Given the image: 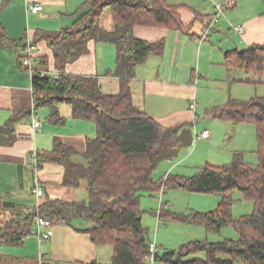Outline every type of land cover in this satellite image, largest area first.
Wrapping results in <instances>:
<instances>
[{"label": "trees", "instance_id": "1", "mask_svg": "<svg viewBox=\"0 0 264 264\" xmlns=\"http://www.w3.org/2000/svg\"><path fill=\"white\" fill-rule=\"evenodd\" d=\"M83 12L69 29L55 35L40 36L51 50L56 78L34 73L31 79L35 110L49 109V121L63 122L58 106L66 103L74 120L90 122L95 137L86 140L82 154L85 164L72 158L76 151L53 141L49 157L37 155L38 170L44 162L63 167L62 187L78 189L84 186L85 198L68 204L47 199L38 206V213L52 224L72 226L82 221V230L92 244L112 250L110 264H146L145 256L151 240L141 225L140 200L143 194L153 195L166 188L190 194L218 195L214 211L176 215L160 211V220L200 226L207 233L220 232L231 226L237 240L218 244L191 242L177 251L157 249V264H264V95L249 101L229 99L220 107L208 110L211 120L233 125H251L256 134L258 163L250 166L241 154H234L228 165H206L192 177L168 176L155 181L153 173L164 162H172L193 143V124L161 127L131 101L129 82L136 69L152 56H160L163 43H145L133 36L135 27H159L182 31L177 8L165 0H86ZM109 10L113 30L100 27L102 13ZM38 39V40H37ZM90 41L111 44L116 50L113 76L120 81L117 95H104L94 77L72 76L65 72L67 65L87 54ZM0 44H13L0 27ZM46 66V60H41ZM225 67L230 82L262 87L264 90V46H251L241 52L225 54ZM234 73L241 76L234 77ZM233 74V75H232ZM10 119L0 127V145L9 146L14 140V125ZM240 192L254 206L250 216L233 219L232 193ZM8 207L0 199V247L20 243L31 233L33 216L24 220L3 221ZM203 255L204 259H198ZM1 260V258H0ZM96 264V263H87Z\"/></svg>", "mask_w": 264, "mask_h": 264}, {"label": "crops", "instance_id": "2", "mask_svg": "<svg viewBox=\"0 0 264 264\" xmlns=\"http://www.w3.org/2000/svg\"><path fill=\"white\" fill-rule=\"evenodd\" d=\"M165 1L177 8L180 22L187 31L139 26L133 29L135 39L145 43L162 42L163 49L160 56L150 57L136 69L135 78L129 82L131 101L161 127L184 124H193L195 127L197 120L191 107L197 109L200 87L204 89L202 97L210 94L221 96H212L213 103L204 110L205 114L231 99L226 97L225 91H229L232 85H244L230 82L231 74L225 67V54L241 52L251 46H264V0H235L231 8L224 9V16L204 41L199 40L203 21L214 12V4L221 5L226 0H209L206 3L200 0ZM85 2L2 0L0 4V27L13 42L0 44V127L10 119L18 118L14 125V142L9 146L0 145V199L8 205L3 221L24 220L29 208L47 199L73 204L85 198L84 186L78 189L62 187L64 171L61 165L44 162L39 170H35L29 159L33 152L44 159L49 157L53 141L57 139L76 151L77 155L72 158L74 163L85 164L82 154L86 140L95 137L94 125L74 120L70 106L62 103L58 106V112L63 122L58 124L49 121V109L34 108L41 128L33 131L30 115L34 107L32 75L21 65L23 48L31 44L36 50L31 63L34 73L56 78L58 73L54 68L51 50L45 41H36V38L55 35L71 28L83 12ZM27 4L41 6L42 11L30 12L26 8ZM229 24L243 25L244 34H233L228 29ZM100 27L107 32L113 30L109 10L102 13ZM87 50L86 55L67 65L65 72L72 76L94 77L102 94L117 95L120 81L113 76L116 67L115 47L90 41ZM42 59L46 60L45 67L41 65ZM205 61L208 62V68L213 69L212 74H205L201 68ZM231 125L233 130L240 129L243 133L245 127H249L247 142L251 144V135L254 133L251 126ZM203 130H206L205 127ZM203 141L212 142L211 133ZM234 154L240 152L234 151L232 157ZM221 160L222 156L217 154L212 162ZM214 163L210 165L220 166ZM36 186L44 193L37 204L32 193ZM86 227L87 224L82 221H75L72 226L52 224L50 236L46 240L30 233L20 243L0 247V264H110L111 248L92 244L89 236L82 232Z\"/></svg>", "mask_w": 264, "mask_h": 264}, {"label": "rangeland", "instance_id": "3", "mask_svg": "<svg viewBox=\"0 0 264 264\" xmlns=\"http://www.w3.org/2000/svg\"><path fill=\"white\" fill-rule=\"evenodd\" d=\"M203 63L201 68L203 67L204 73H208V75L212 74L213 69L208 68V62L205 61ZM239 76H241L240 73H234V77ZM202 91L204 89L201 90L200 87L199 92H197L199 100L196 102L197 109L192 110L196 117L195 120H197V125L192 130V146L188 150L182 151L176 160L170 163H162L153 173L155 181H164V178L167 180L168 176L192 177L206 165L214 163L212 161L217 158V154L222 156V160L216 162L219 163V167L228 165L232 161V153L234 151L240 152L244 162L248 165L255 166L258 163L254 127L247 125L251 126L252 130H254V133L251 135L253 141L249 144L247 142L250 134L248 131L250 130L249 127H245L246 131L243 133L240 129L233 130L231 123L207 118L204 110L209 109L208 107L212 105V96H217L218 98L220 95L210 94L207 97H202ZM225 94L226 97L229 96L228 99L231 97V99L238 101H249L256 97H262L264 90L262 87L232 85L229 91H225ZM204 127L208 131V134L211 133L212 142H204L197 139V136L203 132ZM231 199V216L233 219L250 216L253 213V204L247 201L240 192L234 191ZM219 201L218 195L190 194L182 190L170 188L161 190L159 193L153 195L143 194L140 200V210L143 212L141 225L147 231L151 242H155L161 254L164 251H177L182 245L191 242L218 244L226 240H237V235L231 226L224 227L220 232L207 233L200 226L173 223L167 219H159L161 210L176 215H187L192 212L208 213L217 208ZM197 258L204 259V256L199 255Z\"/></svg>", "mask_w": 264, "mask_h": 264}, {"label": "built area", "instance_id": "4", "mask_svg": "<svg viewBox=\"0 0 264 264\" xmlns=\"http://www.w3.org/2000/svg\"><path fill=\"white\" fill-rule=\"evenodd\" d=\"M203 1L204 3L208 2L209 0H200ZM2 0H0L1 4ZM235 3V0H226L223 4H214L213 5V10L214 12L212 13L211 16L206 18L203 23H202V32L200 33L199 40L204 41L206 40L211 32L213 31L214 27L218 23L219 19L224 16V9L225 8H231ZM27 10L30 12L34 13H40L42 11V7L38 5H32V4H27L26 6ZM228 29L230 32H232L235 35L242 36L245 32V27L243 25H233L229 24ZM35 48L31 45L28 44L23 48L22 51V59H21V65L25 67L28 72L33 75L34 71L31 67V63L33 61L34 55H35ZM43 76V74H40ZM194 106L191 107V110H194ZM31 127L33 131H39L41 128V122L36 115V112L34 110V107L31 108ZM209 138V134L207 130H203V132L197 136L198 140H206ZM34 167L35 170H38V162H37V154L33 152L30 156L29 159ZM166 177V176H165ZM166 178H164V181ZM33 196L35 197L36 204L39 202L40 199L44 197L43 190L39 187L36 186L33 191ZM39 206V205H38ZM38 206H34L32 208H29L27 213L33 216V224H32V229H31V234L37 236L41 240H46L50 236V229L52 227V223L43 218L39 213H38ZM157 252V246L155 242H150L147 248V254L145 256V262L146 264H156L155 260V255Z\"/></svg>", "mask_w": 264, "mask_h": 264}]
</instances>
